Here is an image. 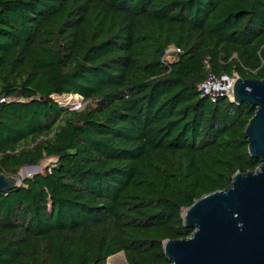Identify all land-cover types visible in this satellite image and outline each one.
<instances>
[{"label": "trees", "instance_id": "1", "mask_svg": "<svg viewBox=\"0 0 264 264\" xmlns=\"http://www.w3.org/2000/svg\"><path fill=\"white\" fill-rule=\"evenodd\" d=\"M221 74L264 77V0H0V173L50 159L0 192V264H165L182 209L260 163L255 107L201 94Z\"/></svg>", "mask_w": 264, "mask_h": 264}, {"label": "water", "instance_id": "2", "mask_svg": "<svg viewBox=\"0 0 264 264\" xmlns=\"http://www.w3.org/2000/svg\"><path fill=\"white\" fill-rule=\"evenodd\" d=\"M230 100L255 107L244 134L250 155L260 163L235 172L226 187L182 209V224L192 231L162 241L165 264H264V77H236ZM17 181L0 173V192L18 186Z\"/></svg>", "mask_w": 264, "mask_h": 264}, {"label": "rangeland", "instance_id": "3", "mask_svg": "<svg viewBox=\"0 0 264 264\" xmlns=\"http://www.w3.org/2000/svg\"><path fill=\"white\" fill-rule=\"evenodd\" d=\"M170 57V56H169ZM237 77V75L235 74L233 78V80ZM212 81H208L206 82L205 85L207 86H211ZM54 99L60 103L61 105L67 106L69 109H79L81 108L85 102L79 98V96L77 95H62V96H53ZM50 161L49 158L43 159L42 161H40L37 165H31L33 167H29V166H25L22 167L18 170L17 172V177L19 178H23L25 176H29L32 173L36 172V171H40L41 168H43L48 162ZM19 182V181H17ZM113 256H115L114 261H111L110 259H108V261L105 263L106 264H115V260H119V262L117 264H124V260H123V256L121 254V252L115 253L113 254ZM112 258V257H111Z\"/></svg>", "mask_w": 264, "mask_h": 264}, {"label": "built area", "instance_id": "4", "mask_svg": "<svg viewBox=\"0 0 264 264\" xmlns=\"http://www.w3.org/2000/svg\"><path fill=\"white\" fill-rule=\"evenodd\" d=\"M171 51H178L177 48L169 47L165 51V58L169 57V53ZM212 81L211 86L205 85L206 82ZM234 80L232 77H227L224 74H221L218 78H214L212 75H208L207 79L199 85V89L201 94H209L213 100V97L217 94H223L228 96V98H232V87ZM218 84V85H215ZM5 100L4 97H0V104Z\"/></svg>", "mask_w": 264, "mask_h": 264}, {"label": "crops", "instance_id": "5", "mask_svg": "<svg viewBox=\"0 0 264 264\" xmlns=\"http://www.w3.org/2000/svg\"><path fill=\"white\" fill-rule=\"evenodd\" d=\"M111 256H113V255H110L107 257L106 262L108 261L109 258H111ZM118 262H119V260H115V264H117Z\"/></svg>", "mask_w": 264, "mask_h": 264}, {"label": "bare ground", "instance_id": "6", "mask_svg": "<svg viewBox=\"0 0 264 264\" xmlns=\"http://www.w3.org/2000/svg\"><path fill=\"white\" fill-rule=\"evenodd\" d=\"M218 85V84H215ZM112 258H109L111 261H114L115 256H111Z\"/></svg>", "mask_w": 264, "mask_h": 264}]
</instances>
